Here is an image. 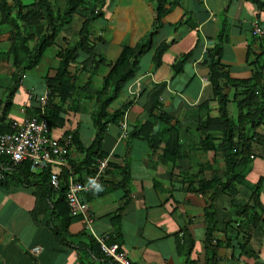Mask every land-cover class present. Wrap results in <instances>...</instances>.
Here are the masks:
<instances>
[{
  "label": "crops",
  "instance_id": "obj_1",
  "mask_svg": "<svg viewBox=\"0 0 264 264\" xmlns=\"http://www.w3.org/2000/svg\"><path fill=\"white\" fill-rule=\"evenodd\" d=\"M32 1L20 0L21 4ZM171 1L174 4L165 5L166 13L158 23L150 0L97 3L100 15L88 30L96 39L92 52L99 64L92 74L88 72L90 61L84 68L79 61L68 65L77 89L53 110L56 118L49 124L48 135L69 136L65 162L73 178L87 182L94 171L87 167V149L96 133L92 115L102 99L96 95L102 77L122 46L144 43L134 74L109 105L111 111L128 103L124 111L126 134L120 136L121 117L105 123L98 147L108 157L107 168L92 188L78 194L93 217L92 230L116 241L131 264H264V123L256 127L261 144H255V155L249 156L240 173L244 181L258 182V206L250 198L251 189L241 183L233 186L236 190L232 195H212L201 188L200 183L223 170L224 163L219 151L200 149L202 133L197 128L208 118L203 124L212 128L213 144H217L222 124L207 78V50L219 44L222 70L229 77L249 79L246 44L252 36L251 22L259 24L264 33V6L256 5L264 0H254L256 4L252 0ZM222 21L227 27L224 39L218 41ZM76 27L63 26L34 66L24 71L20 68L17 84L9 91L17 69L7 54L11 29L8 24L0 25V126L36 114L37 105L28 101L27 95L43 93L45 79L60 68L63 50L76 41L81 21ZM34 40L29 38L27 45L31 47ZM51 47L50 65L40 70L44 51ZM189 51L187 61L181 63ZM157 54L160 63L154 66L152 57ZM155 84L159 85V108L169 123L178 127L183 155L173 162L162 159L159 149L151 152L145 141L129 134L150 118L148 92ZM223 92L230 97L233 89ZM57 102L55 97L53 103ZM226 110L230 119L236 117L233 102L227 101ZM150 121L156 123L154 118ZM48 169L58 174L63 171L57 166ZM44 170L36 169L23 179L12 174L11 168L0 182V264H112L82 230L79 217L65 222L66 207L59 199V191L66 187L62 179L59 190L50 189L46 197L41 192L37 199L34 191ZM32 246H39V252L31 254Z\"/></svg>",
  "mask_w": 264,
  "mask_h": 264
},
{
  "label": "trees",
  "instance_id": "obj_2",
  "mask_svg": "<svg viewBox=\"0 0 264 264\" xmlns=\"http://www.w3.org/2000/svg\"><path fill=\"white\" fill-rule=\"evenodd\" d=\"M102 1L33 0L28 4H21L20 0H0V11L2 12L0 25L8 24L11 29L7 44V54H11L12 65L17 69V72H13L11 76L13 84L10 86L9 91H12L14 85L17 84L20 68L24 71L34 66L40 53L50 44L53 36L63 26L68 24L73 16H79L80 18L82 27L77 30L76 41L70 47L66 46L63 50L62 56H60V68L54 76L45 79V87L50 90L47 106L43 114L48 127L52 119L56 118V112H53V110L59 108V105L66 100L67 96L69 97L72 91L77 89L74 76L69 75L67 71L68 65L79 61L80 66L84 68L87 61H90L88 72L92 74L99 64V58L95 57L92 52L96 39L91 37L88 28L91 21L100 15V12H97L96 5L99 3L100 6ZM150 1L155 2V23L160 22L162 15L166 13L167 8H165V5L174 4L171 0ZM254 2L255 4L257 3L256 1ZM256 5L262 7L264 3H257ZM226 27L227 24L222 21L221 29L217 35L218 41L224 39ZM31 37H34L35 40L30 47L27 45V40ZM247 41L245 58L247 59V64L251 66V76L249 79L232 78L222 70L219 44L211 48L209 52L207 50V78L218 103L217 118L222 127L217 130L220 133V137L217 144L214 145L212 128H208L207 125L203 124L204 121L205 123L206 121L208 122L209 119L206 118L201 123L202 125H198L197 127L202 133L198 139V143L200 144V149L203 151H219L222 154L224 169L213 173L208 180L201 182L200 186L202 189L210 190L212 195L222 192L232 195L236 190L233 186L238 183L244 184L251 189L250 198L258 206V182H246L241 178L240 173L249 161V156L255 155L253 151L256 148L255 144H261V136L256 132V127L264 123V39L249 36ZM143 51L144 43H140L137 47L122 46L109 71L102 77L100 88L96 92L97 97L102 96V99L97 102V109L92 115V122L96 133L92 139L91 146L87 149V167L92 166L95 168L96 160L105 156L98 147L100 138L105 131V123L120 118L126 110L128 103H123L111 111L109 110V105L119 94L121 86L130 80L132 73L134 74L137 60ZM23 53L25 54L24 61H22ZM189 55L190 51L186 52L181 58V63L187 61ZM92 56L94 57L93 59ZM152 59L154 66L160 63L158 54L153 56ZM226 88L233 89L231 100H228L226 93L223 92ZM158 92L159 85L155 84L148 92L150 100L147 114L150 118H147L140 127L134 128L129 134L132 137L145 141L151 152L159 149L162 159L173 162L183 155V152L179 150L178 127L175 124H170L167 114L159 108L160 105L157 100ZM55 97L58 98L57 103H53ZM227 101L234 103L237 111L235 121H232L227 115ZM35 111L37 112L34 115H38L39 110L36 109ZM151 118L155 119L156 123L154 124L156 126L150 121ZM2 119L1 117L0 122H2ZM9 124L10 121H7L3 123V126H0V134L10 130ZM11 166V173L20 177L22 176L23 179L32 175L28 170L26 162L22 161L18 164H11ZM49 173V169L41 172L42 177L39 187L34 191L37 199L41 192L46 197L49 194V190L52 189L48 183ZM61 179V183L65 184L66 175L64 171L59 175V180ZM63 188L59 191V199L64 204L63 206L66 207L67 214L65 213L66 215L63 217L67 223L72 218H75V216L68 214L64 198L65 190ZM93 196L85 197L84 200L93 198ZM42 200L45 201L46 199L41 198ZM209 232L207 228V241L209 240ZM109 242L116 243V241L111 239Z\"/></svg>",
  "mask_w": 264,
  "mask_h": 264
},
{
  "label": "built area",
  "instance_id": "obj_3",
  "mask_svg": "<svg viewBox=\"0 0 264 264\" xmlns=\"http://www.w3.org/2000/svg\"><path fill=\"white\" fill-rule=\"evenodd\" d=\"M251 33L262 35V30L257 23H252ZM50 94L48 88H44L40 95H27L28 101H34L39 109L38 115H31L22 119L10 121L9 131L0 134V181L5 172L12 168L11 164L26 162L30 172L36 169H48L49 166L60 167L66 175L64 198L70 216L79 217L82 230L95 242L102 257L112 264H131L125 253L118 248L117 243L109 242L108 236L96 234L92 230L93 217L87 211V204L78 199V194L92 188L103 175L108 165V157L105 155L98 158L95 163L93 174L87 182L72 177L68 165L65 162V152L70 142L69 136L52 138L48 135L49 127L43 110L47 106ZM120 136L126 134L124 113L118 121ZM11 163V164H10ZM50 172L48 183L50 188H59V174ZM39 246L29 249L31 254L39 252Z\"/></svg>",
  "mask_w": 264,
  "mask_h": 264
},
{
  "label": "rangeland",
  "instance_id": "obj_4",
  "mask_svg": "<svg viewBox=\"0 0 264 264\" xmlns=\"http://www.w3.org/2000/svg\"><path fill=\"white\" fill-rule=\"evenodd\" d=\"M79 23H80V18L77 16H75V17H73V20L72 21H70L69 23H68V27H70L71 28V30L73 29H75V28H77L76 26L77 25H79ZM53 47H51V48H47L45 51H44V54H43V56H42V58H41V61H40V64H39V69L40 70H45L46 69V67L48 66V65H50V61H51V59H50V54L53 52ZM232 98H231V96L230 97H228V100H231ZM232 121H235V118L233 117L232 119H231Z\"/></svg>",
  "mask_w": 264,
  "mask_h": 264
},
{
  "label": "clouds",
  "instance_id": "obj_5",
  "mask_svg": "<svg viewBox=\"0 0 264 264\" xmlns=\"http://www.w3.org/2000/svg\"><path fill=\"white\" fill-rule=\"evenodd\" d=\"M153 2H154V1H153ZM154 4H155V2H154ZM176 4H177V3H176ZM252 23H253V22L250 23V33H251V26H252ZM254 23H255V22H254ZM258 26L260 27L259 24H258ZM260 28H261V27H260ZM261 30H262V29H261ZM251 35H252V36H255V37H258V38H260V39H264V33H263V30H262V35H256V34H252V33H251ZM200 58L202 59L203 57L201 56Z\"/></svg>",
  "mask_w": 264,
  "mask_h": 264
}]
</instances>
